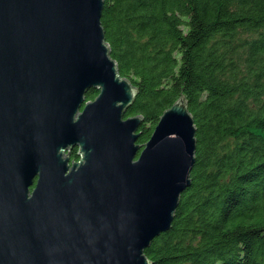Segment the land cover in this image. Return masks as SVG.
<instances>
[{
  "label": "water",
  "instance_id": "obj_1",
  "mask_svg": "<svg viewBox=\"0 0 264 264\" xmlns=\"http://www.w3.org/2000/svg\"><path fill=\"white\" fill-rule=\"evenodd\" d=\"M103 9L0 0V264H151L145 250L191 185L188 102L137 143V89L111 57Z\"/></svg>",
  "mask_w": 264,
  "mask_h": 264
},
{
  "label": "trees",
  "instance_id": "obj_2",
  "mask_svg": "<svg viewBox=\"0 0 264 264\" xmlns=\"http://www.w3.org/2000/svg\"><path fill=\"white\" fill-rule=\"evenodd\" d=\"M101 21L137 89V143L181 96L196 125L192 182L151 264H264V0H104Z\"/></svg>",
  "mask_w": 264,
  "mask_h": 264
},
{
  "label": "flooded vegetation",
  "instance_id": "obj_3",
  "mask_svg": "<svg viewBox=\"0 0 264 264\" xmlns=\"http://www.w3.org/2000/svg\"><path fill=\"white\" fill-rule=\"evenodd\" d=\"M36 184H37V179L34 180L33 185L30 187L31 192L35 188Z\"/></svg>",
  "mask_w": 264,
  "mask_h": 264
}]
</instances>
